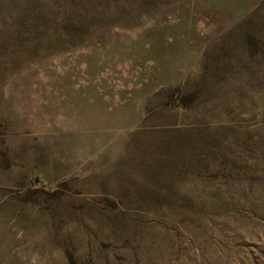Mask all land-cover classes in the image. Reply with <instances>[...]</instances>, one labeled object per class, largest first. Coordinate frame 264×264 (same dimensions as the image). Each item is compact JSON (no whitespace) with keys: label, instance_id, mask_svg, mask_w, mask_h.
<instances>
[{"label":"rangeland","instance_id":"1","mask_svg":"<svg viewBox=\"0 0 264 264\" xmlns=\"http://www.w3.org/2000/svg\"><path fill=\"white\" fill-rule=\"evenodd\" d=\"M15 59L0 264H264V0H169Z\"/></svg>","mask_w":264,"mask_h":264},{"label":"trees","instance_id":"2","mask_svg":"<svg viewBox=\"0 0 264 264\" xmlns=\"http://www.w3.org/2000/svg\"><path fill=\"white\" fill-rule=\"evenodd\" d=\"M167 1L0 0L1 51L31 61L80 46L96 30L143 19Z\"/></svg>","mask_w":264,"mask_h":264}]
</instances>
